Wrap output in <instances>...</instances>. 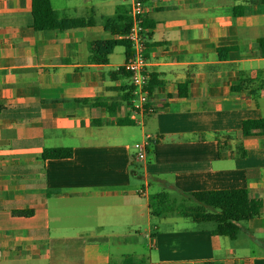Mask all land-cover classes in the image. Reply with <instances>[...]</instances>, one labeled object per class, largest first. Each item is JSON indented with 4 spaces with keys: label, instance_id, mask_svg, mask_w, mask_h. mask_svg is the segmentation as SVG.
<instances>
[{
    "label": "crops",
    "instance_id": "obj_1",
    "mask_svg": "<svg viewBox=\"0 0 264 264\" xmlns=\"http://www.w3.org/2000/svg\"><path fill=\"white\" fill-rule=\"evenodd\" d=\"M50 1L94 23L38 30L30 0H0V264H264V6L143 0L145 68L158 83L138 121L125 47L88 59L89 41L121 38L103 18L130 0ZM240 78L250 80L232 91ZM146 134L151 158L137 162L131 140ZM50 147L72 156L41 158ZM238 187L262 206L234 238L148 211L152 192Z\"/></svg>",
    "mask_w": 264,
    "mask_h": 264
},
{
    "label": "trees",
    "instance_id": "obj_2",
    "mask_svg": "<svg viewBox=\"0 0 264 264\" xmlns=\"http://www.w3.org/2000/svg\"><path fill=\"white\" fill-rule=\"evenodd\" d=\"M264 6V0H253ZM31 13L34 29H49L63 31L71 28L92 25L94 19L92 15L87 17H68L62 16L60 12L54 9L50 0H30ZM235 13H240V5L234 7ZM143 23L151 33L153 23L143 17ZM103 24L106 30L112 35L124 34L129 27L130 18L127 14V7L116 6L115 13L112 16L104 17ZM259 53L264 55V38H259ZM116 45L125 47L126 56L131 52L129 42L124 38L115 36L106 39H97L89 41L88 49L90 62L105 63L108 61V55ZM226 47L218 48V55L223 58V52ZM124 70V68H123ZM125 71V70H124ZM126 72V71H125ZM127 73V72H126ZM154 75L149 74L147 89L150 93L158 83L153 79ZM248 78H240L239 82L231 87L232 91L241 90L249 82ZM186 83L179 84L178 94L184 95ZM120 124H133L134 121L129 117L117 120ZM255 120L252 118L243 119L241 122V134L250 135L254 128ZM261 125L264 128V118L261 119ZM149 150V146L147 148ZM72 156L70 147H50L43 149L41 158H65ZM262 201L258 197L250 196L246 188H221V189H202L189 192L179 190H161L152 192L148 195V211L152 217L178 215L189 217L196 222H214V228L211 230L214 234H224L231 238L241 231V223L260 214ZM15 214L29 215L32 210H15ZM206 261L204 264H213ZM216 263V262H215Z\"/></svg>",
    "mask_w": 264,
    "mask_h": 264
},
{
    "label": "built area",
    "instance_id": "obj_3",
    "mask_svg": "<svg viewBox=\"0 0 264 264\" xmlns=\"http://www.w3.org/2000/svg\"><path fill=\"white\" fill-rule=\"evenodd\" d=\"M144 11L143 0H130L127 8L130 24L128 30L120 35L121 38L129 42L131 47V52L126 56L123 68L131 82V117L138 121H140V118H137V114L141 117L145 112L151 110L149 92L146 87L149 74L145 68L147 64L145 56L147 30L143 23ZM151 141V136L146 134L143 140L133 143V157L135 160H146L147 148Z\"/></svg>",
    "mask_w": 264,
    "mask_h": 264
},
{
    "label": "rangeland",
    "instance_id": "obj_4",
    "mask_svg": "<svg viewBox=\"0 0 264 264\" xmlns=\"http://www.w3.org/2000/svg\"><path fill=\"white\" fill-rule=\"evenodd\" d=\"M128 1V0H127ZM132 141V144L134 143V142H136V141H140V139H138V140H134V139H132L131 140ZM132 150H133V148H132ZM150 153V146H149V150H148V152H147V157H146V159L147 160H150V158H151V154H149ZM138 162V161H137ZM135 165L136 166H138L139 167V164L138 163H135ZM178 222L179 223H184V224H193V221H191V218H189V217H187V218H184V217H180V219L178 220ZM205 223H207V224H214V222H212V221H207V222H205Z\"/></svg>",
    "mask_w": 264,
    "mask_h": 264
}]
</instances>
